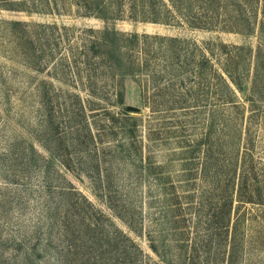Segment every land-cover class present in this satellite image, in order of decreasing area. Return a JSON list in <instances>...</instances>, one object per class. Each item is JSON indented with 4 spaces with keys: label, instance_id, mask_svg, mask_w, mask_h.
<instances>
[{
    "label": "rangeland",
    "instance_id": "rangeland-1",
    "mask_svg": "<svg viewBox=\"0 0 264 264\" xmlns=\"http://www.w3.org/2000/svg\"><path fill=\"white\" fill-rule=\"evenodd\" d=\"M33 1L43 4L0 5L1 260L164 264L154 243L169 264L183 255L226 264L215 242L227 245L232 225L228 235L214 227L225 223L226 177L246 156L264 198L262 0H148L155 8H137V19L123 0L108 21L78 14L74 0L37 10ZM156 9L164 20L150 19ZM10 20L26 22L28 36ZM39 23H56V39L48 24L39 36ZM107 24L178 39L165 40L158 56L155 42L150 48L159 82L144 72L122 77V103L111 72L98 68L91 91L84 66L80 75L71 66L83 29ZM238 213L233 264H264V201Z\"/></svg>",
    "mask_w": 264,
    "mask_h": 264
},
{
    "label": "trees",
    "instance_id": "trees-1",
    "mask_svg": "<svg viewBox=\"0 0 264 264\" xmlns=\"http://www.w3.org/2000/svg\"><path fill=\"white\" fill-rule=\"evenodd\" d=\"M17 1L18 0H0V5L7 9H21V7H19L20 4H18ZM35 1L38 3H41L42 1L43 4L48 5V3L46 2L48 0ZM247 2L252 4V0H247ZM262 3V9L264 10V0H262ZM43 4L40 6H36L34 5L33 1L31 8H33L34 10L41 9L42 6H45ZM74 4L76 6V12L78 14L84 16H94L97 18H101L104 21H108L109 17H112L114 14L120 17L119 13L122 9V6L124 5L123 0H74ZM150 5L152 6L153 2H148V0H129V6L132 10L131 17L137 19V15L139 12L137 8H139L140 12L144 14V12H146V7H150ZM56 11L59 12L57 9ZM156 11L157 13L154 10L153 16H151L150 19L154 21L164 20V18H161L157 15L161 12V10L156 9ZM252 14H255L254 10H252ZM9 22L10 24L17 27L13 28L12 30L14 33H20L19 36H24L26 35V33H28L29 29L27 28L26 22L20 20H10ZM242 22H244V24L245 22L246 24H248V19L246 17H243ZM44 24L48 23H39L40 30L38 31L39 36L43 37V39L46 38L43 30V27H45ZM190 25L200 26L198 23L193 21H190ZM260 26L262 27V25ZM47 27H50L51 30L49 34L53 36H55L54 31L59 29V26H57L56 23L48 24ZM65 27L66 26H64V28ZM83 31L84 34H81V45L77 47V49L81 53V56L76 55V52L71 51V66L72 70H74L73 73L80 75V73L77 72V67L83 65L86 72L88 86L91 90L95 82L98 80V77L96 76V71L98 68L106 72H111V75L117 78L118 88L115 91V101H118L119 103L123 102V76L130 74L139 77V74L144 72L146 73V75L153 77L155 81H160V75H162L160 74V71H155V68L150 67V56L152 50L150 48H152V44L154 42L157 44V49L154 50V55L158 56V54L161 55V52H163V45L165 40H178L176 37L170 38L166 37L165 35L156 33L152 34L145 31H123L116 28L112 24H107L103 26V28L97 29V31L92 27L83 29ZM83 36H86L87 38H84ZM150 38L154 40H149ZM133 52H136L138 54V59L132 57ZM171 65H173L172 62ZM174 74L177 76L179 73L178 71H176L174 72ZM232 80L235 81V79L233 78ZM141 95L143 99H146L144 86H141ZM123 113H127V111L123 109ZM124 133H126V131H124ZM211 146L212 145H210V148ZM210 148L206 147L205 152L206 158L208 159H206L204 163H202V168L204 165L206 166L207 162L209 163L211 155L208 152H211ZM244 152L246 153V151ZM247 157H249V161H252V157L246 156L243 158L240 164V171L237 170L236 167L234 170H231V174L226 177L227 181L225 182L227 183V186L223 187V189L225 190V195H220V197L224 199L223 206L225 207V223L223 225H216L214 229L217 230L220 228H224L226 234L228 235V227L229 225H232V233L228 239L227 245L226 243L222 245V241H220V239L215 242V251L218 256H220V253H223L226 264H233L234 262L233 253L235 252L234 248L235 245L237 246L236 242L238 241V237L236 235L237 228L240 227L243 222L242 216L240 217V213H238L240 206L247 202L263 203L264 201L260 188L255 184V182H251V180H253L256 176L255 174H253L255 164H248L246 159ZM146 165H149V163ZM145 167L147 168V166ZM221 182L224 181L222 180L220 182H217L218 184L216 186H220ZM216 191L221 192L223 190ZM119 232L122 233V231L120 230ZM162 242L163 238H158L159 245H161ZM135 246L140 251H142V249H140L138 245ZM150 247L158 254V257L164 264L170 263L169 258L165 255V252L159 250L156 244L151 243ZM184 258V263L193 264L192 257L187 256L186 258V255H183V260ZM0 264H4V262L1 260V257Z\"/></svg>",
    "mask_w": 264,
    "mask_h": 264
},
{
    "label": "water",
    "instance_id": "water-1",
    "mask_svg": "<svg viewBox=\"0 0 264 264\" xmlns=\"http://www.w3.org/2000/svg\"><path fill=\"white\" fill-rule=\"evenodd\" d=\"M133 108V107H132ZM134 109V108H133Z\"/></svg>",
    "mask_w": 264,
    "mask_h": 264
}]
</instances>
